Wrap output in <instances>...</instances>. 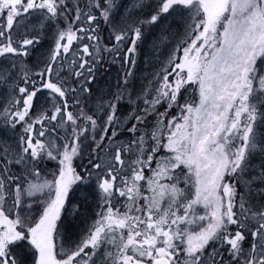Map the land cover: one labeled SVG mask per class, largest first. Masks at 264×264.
Masks as SVG:
<instances>
[{
    "label": "snow or ice",
    "instance_id": "obj_1",
    "mask_svg": "<svg viewBox=\"0 0 264 264\" xmlns=\"http://www.w3.org/2000/svg\"><path fill=\"white\" fill-rule=\"evenodd\" d=\"M0 264H264V0H0Z\"/></svg>",
    "mask_w": 264,
    "mask_h": 264
}]
</instances>
